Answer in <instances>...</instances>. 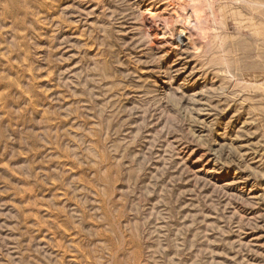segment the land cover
I'll list each match as a JSON object with an SVG mask.
<instances>
[{
  "label": "rangeland",
  "instance_id": "1",
  "mask_svg": "<svg viewBox=\"0 0 264 264\" xmlns=\"http://www.w3.org/2000/svg\"><path fill=\"white\" fill-rule=\"evenodd\" d=\"M150 2L0 0V264H264V0L180 60Z\"/></svg>",
  "mask_w": 264,
  "mask_h": 264
},
{
  "label": "bare ground",
  "instance_id": "2",
  "mask_svg": "<svg viewBox=\"0 0 264 264\" xmlns=\"http://www.w3.org/2000/svg\"><path fill=\"white\" fill-rule=\"evenodd\" d=\"M159 1V5L155 4ZM150 5L152 11L150 7L142 11L138 25L148 49H159L167 54L181 45L177 57L180 60V54L188 50L201 52L216 40V0H151Z\"/></svg>",
  "mask_w": 264,
  "mask_h": 264
}]
</instances>
